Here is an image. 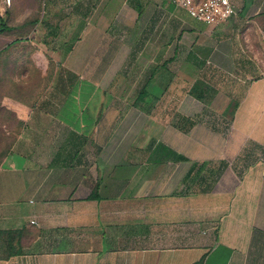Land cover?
<instances>
[{"label": "crops", "instance_id": "1", "mask_svg": "<svg viewBox=\"0 0 264 264\" xmlns=\"http://www.w3.org/2000/svg\"><path fill=\"white\" fill-rule=\"evenodd\" d=\"M44 1L22 38L62 64L17 104L0 264H264V0Z\"/></svg>", "mask_w": 264, "mask_h": 264}, {"label": "rangeland", "instance_id": "2", "mask_svg": "<svg viewBox=\"0 0 264 264\" xmlns=\"http://www.w3.org/2000/svg\"><path fill=\"white\" fill-rule=\"evenodd\" d=\"M45 3L47 7L44 0H0V16L12 27L11 31L0 33V167L23 125L24 114L17 104L30 102L41 94L53 82L52 72L62 64L49 51V45L22 38L24 31L30 29L23 26L42 17ZM16 38H20L18 42H11ZM184 95L177 93L176 97L190 98ZM177 110L195 115L200 106H181Z\"/></svg>", "mask_w": 264, "mask_h": 264}, {"label": "built area", "instance_id": "3", "mask_svg": "<svg viewBox=\"0 0 264 264\" xmlns=\"http://www.w3.org/2000/svg\"><path fill=\"white\" fill-rule=\"evenodd\" d=\"M197 20L208 24L223 22L237 13L232 0H172ZM32 222H35L32 220Z\"/></svg>", "mask_w": 264, "mask_h": 264}, {"label": "trees", "instance_id": "4", "mask_svg": "<svg viewBox=\"0 0 264 264\" xmlns=\"http://www.w3.org/2000/svg\"><path fill=\"white\" fill-rule=\"evenodd\" d=\"M9 29L8 25L6 24V20L0 16V33L7 31Z\"/></svg>", "mask_w": 264, "mask_h": 264}]
</instances>
